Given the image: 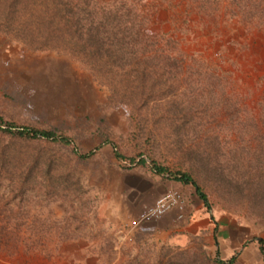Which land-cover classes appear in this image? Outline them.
Wrapping results in <instances>:
<instances>
[{
    "label": "rangeland",
    "instance_id": "obj_1",
    "mask_svg": "<svg viewBox=\"0 0 264 264\" xmlns=\"http://www.w3.org/2000/svg\"><path fill=\"white\" fill-rule=\"evenodd\" d=\"M65 1L85 27L76 40L98 9L128 44L94 70L0 31V115L75 143L0 133V264H264V0ZM106 140L147 163L97 149ZM151 160L192 174L210 210ZM169 190L182 218L133 229ZM191 210L212 234L194 232Z\"/></svg>",
    "mask_w": 264,
    "mask_h": 264
},
{
    "label": "trees",
    "instance_id": "obj_2",
    "mask_svg": "<svg viewBox=\"0 0 264 264\" xmlns=\"http://www.w3.org/2000/svg\"><path fill=\"white\" fill-rule=\"evenodd\" d=\"M9 5H2L9 3ZM27 0H3L0 4V19L6 18L8 22L0 23V31L8 37L17 38L22 43L35 51H63L74 53L81 61L86 62L92 69H98L103 61V57L115 58L122 49H126L124 43L127 39H120L116 36L119 33H110L104 31V19L110 20L109 16L116 18L118 15L100 16L98 9L89 14L90 19L100 20L95 27L94 24L86 25L88 27L83 40H76V36L82 33L84 26H81L78 17H73L72 7L68 1L65 0H36L33 5H27ZM31 19L35 18V22H19L14 23L13 20L17 19ZM11 19V20H10ZM74 19L77 21L74 23ZM102 20V21H101ZM95 29V30H94ZM139 36L138 33H136ZM83 37V35H82ZM86 38V39H85ZM129 90V88H128ZM127 94V93H126ZM0 133L10 136L12 138H25V139H39L50 143H61L66 146H74V140L66 135H58L52 131H45L28 125L19 124L16 122L6 121L0 115ZM110 144L114 148L116 158L124 163L144 165L147 163V158L140 155L139 160L131 159L125 155L121 148L112 141H104L100 147ZM96 150L90 151L86 154L76 153L81 159L91 158ZM151 171L159 176H167V178L176 180L183 184L191 185L195 188L197 196L203 201L204 205L210 210V203L208 196L203 187L189 172L175 171L171 172L166 167L158 164L156 161H150ZM261 244L262 241H260ZM262 251H264L262 247ZM235 258H232L227 263L233 264Z\"/></svg>",
    "mask_w": 264,
    "mask_h": 264
},
{
    "label": "built area",
    "instance_id": "obj_3",
    "mask_svg": "<svg viewBox=\"0 0 264 264\" xmlns=\"http://www.w3.org/2000/svg\"><path fill=\"white\" fill-rule=\"evenodd\" d=\"M185 208L183 195L174 190H169L162 195L152 206L147 207L136 219L133 220L131 227L140 229L151 223L157 222L172 211H178L182 218Z\"/></svg>",
    "mask_w": 264,
    "mask_h": 264
},
{
    "label": "crops",
    "instance_id": "obj_4",
    "mask_svg": "<svg viewBox=\"0 0 264 264\" xmlns=\"http://www.w3.org/2000/svg\"><path fill=\"white\" fill-rule=\"evenodd\" d=\"M168 185L171 186L172 188H175L177 190H180L182 192H184L186 195H192V192L190 190V185L187 184H183L181 182H178L176 180H171L168 182ZM193 213L194 214V218H197L196 221V226H195V230L194 232H197L198 234L200 233V230H207L210 234H212L214 232V227L213 225L208 221V218L203 217V219H199L198 216L195 214L196 212L193 210L189 211V213ZM171 217H169L167 220H169Z\"/></svg>",
    "mask_w": 264,
    "mask_h": 264
}]
</instances>
